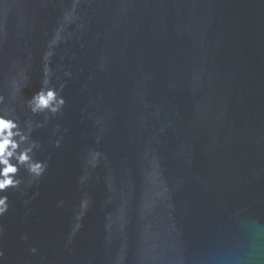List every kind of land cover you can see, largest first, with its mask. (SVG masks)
<instances>
[{
  "label": "water",
  "instance_id": "95a60500",
  "mask_svg": "<svg viewBox=\"0 0 264 264\" xmlns=\"http://www.w3.org/2000/svg\"><path fill=\"white\" fill-rule=\"evenodd\" d=\"M0 97V264H264V0H0Z\"/></svg>",
  "mask_w": 264,
  "mask_h": 264
},
{
  "label": "clouds",
  "instance_id": "9594fccd",
  "mask_svg": "<svg viewBox=\"0 0 264 264\" xmlns=\"http://www.w3.org/2000/svg\"><path fill=\"white\" fill-rule=\"evenodd\" d=\"M44 72L42 86L27 100V105L32 113L56 114L65 104V100L59 95L58 89L49 86L47 66ZM60 88H63L62 84ZM32 127L31 121L27 122L25 131L15 119L0 115V217L9 208L7 190L18 189L21 185V178L17 176L20 168L23 167L29 174V183L41 177L46 170V162L33 159L32 156L33 148L39 147L37 142L29 138ZM36 127H40V124L37 123ZM56 145L59 146V140ZM81 206L84 207L85 203L82 202ZM2 256L3 252L0 251V257Z\"/></svg>",
  "mask_w": 264,
  "mask_h": 264
}]
</instances>
